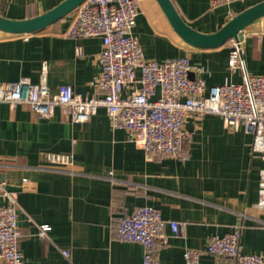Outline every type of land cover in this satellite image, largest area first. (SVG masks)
<instances>
[{
  "label": "crops",
  "instance_id": "crops-1",
  "mask_svg": "<svg viewBox=\"0 0 264 264\" xmlns=\"http://www.w3.org/2000/svg\"><path fill=\"white\" fill-rule=\"evenodd\" d=\"M62 0H0V14L24 19ZM260 0H171L195 30L213 33L232 16ZM132 35L146 58L162 61L186 55L202 67L206 85L240 82V70L228 66L230 44L198 48L172 27L157 0H139ZM72 13L27 34L0 30V86L25 78L51 88L68 84L82 97L101 96L93 82L101 66L98 36H69ZM245 69L264 75V16L243 36ZM47 70L42 76V65ZM194 76V73H191ZM129 91H123L122 96ZM191 138L183 155L148 158L125 129H112L104 107L85 122H75L65 108L39 116L29 106L0 102V174L18 202L19 250L24 264H142L140 243L122 241L119 220L140 205L159 209L182 232L158 241L159 264H185L186 248L201 250L199 264H235L233 258L204 252L210 236H224L241 225L242 253H264V210L256 207L259 153L252 135L239 125L228 130L217 114L190 115ZM46 154L67 156L53 162ZM6 199L0 195V205ZM44 228L46 236L38 235Z\"/></svg>",
  "mask_w": 264,
  "mask_h": 264
},
{
  "label": "built area",
  "instance_id": "built-area-1",
  "mask_svg": "<svg viewBox=\"0 0 264 264\" xmlns=\"http://www.w3.org/2000/svg\"><path fill=\"white\" fill-rule=\"evenodd\" d=\"M234 0H210L212 5ZM139 0H85L71 13L69 36H98L102 40L99 54L100 72L93 82L103 91L101 96L82 97L68 84L51 89L44 78L32 83L25 78L0 86V102L10 107L25 104L39 116H50L61 106L75 122H85L99 107H104L112 129H125L131 140L141 146L148 158L164 154L182 156L184 145L191 138L185 128L190 115L217 114L224 126L235 131L242 125L252 135L251 151L259 153L263 166L259 171L256 207L264 210V75L246 71L243 60L242 29L230 44L228 66L240 70V82H224L207 86L199 76L202 67L192 65L186 55L162 61L146 58L141 45L132 35L138 14ZM250 26V25H249ZM47 70L42 65V76ZM194 73V76H191ZM129 91L122 96L123 91ZM53 162H67L68 157L46 154ZM0 179V264H24L19 250L20 231L17 224L16 193L5 188ZM182 232L175 220H166L159 209L140 205L119 220L118 236L122 241L140 243L142 264H159L158 241L167 233ZM241 225L224 236H210L204 252L233 258L235 264H264V253L245 254L240 250ZM38 235L46 236L44 228ZM201 250L186 248L185 264H199Z\"/></svg>",
  "mask_w": 264,
  "mask_h": 264
},
{
  "label": "water",
  "instance_id": "water-1",
  "mask_svg": "<svg viewBox=\"0 0 264 264\" xmlns=\"http://www.w3.org/2000/svg\"><path fill=\"white\" fill-rule=\"evenodd\" d=\"M85 0H62L44 13L24 19H10L0 14V30L13 34H27L42 29L72 12ZM174 30L186 43L198 48H215L231 39H237L239 32L264 16V0H260L232 16L213 33H202L190 27L178 14L171 0H157ZM4 180L5 175L0 174ZM7 190L18 187L6 184Z\"/></svg>",
  "mask_w": 264,
  "mask_h": 264
}]
</instances>
